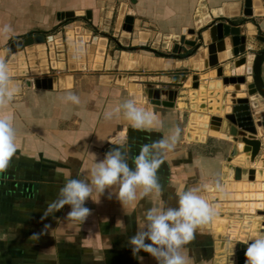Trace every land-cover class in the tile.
Instances as JSON below:
<instances>
[{
	"label": "crops",
	"instance_id": "crops-1",
	"mask_svg": "<svg viewBox=\"0 0 264 264\" xmlns=\"http://www.w3.org/2000/svg\"><path fill=\"white\" fill-rule=\"evenodd\" d=\"M243 2L0 0V27L9 24L13 29L7 36L0 35V47L20 36L50 30L58 24L61 12L88 13L87 18L86 14L77 17L81 27L64 29L63 43L55 45L59 69L46 75L34 69L29 76L13 77L20 84L21 93L0 109V116L14 117L17 147L9 168L0 173V264H158L143 251L138 253L142 261L134 257L129 244V239L146 223L145 212L152 207H176L175 193L196 185L204 188L201 194L209 201L207 187L214 186L217 180L221 184L231 183L223 194L216 193L222 217H215L209 225L198 229L194 239L184 245L183 254L190 258L189 264H236V244L264 235L259 233L258 225L246 226L248 216L237 214L236 206H247L251 193L247 183L233 180L229 169L255 168L253 181L263 182L262 153L249 164H239L238 158L227 162L232 143L208 135L212 120L219 121L221 132H228L230 123L225 116L231 113L233 103L229 98L224 101L225 94L235 93L237 100L246 98L252 116L264 110V99L253 89L250 76H246L243 85L221 84L218 88L222 78L234 76L235 60L245 57L251 62L264 48V0H260L256 14L245 20L242 38L229 35L217 39L215 30L209 28L203 32L208 40L203 39V54L165 57L163 62L169 65L166 71L129 70V66H138L136 62L124 58L121 64L109 54L98 56L88 43L89 36L97 32L116 36L122 45L131 42L167 54L183 30L194 34L215 20L239 21L243 17ZM125 16L133 20L131 34L122 30ZM79 37L85 52L76 59L77 70L69 71L65 68V54L73 52ZM260 71L264 83V60ZM131 82L151 83L154 90L160 83L180 86L173 106L165 107L153 104L152 94L140 97L136 91L130 92ZM68 92L80 97L79 105L62 100ZM130 98L136 100L137 106L159 116L160 131L133 129L123 110L111 119L106 118L107 112ZM156 98L162 99L160 95ZM177 127L181 130L180 138L158 171L163 185L161 196L150 194L134 207L124 209L113 190L107 189L100 203L86 201L91 215L83 224L66 217L69 206L42 219L48 203L57 198L63 187L65 175L86 178L96 159L102 160L110 147L119 146L122 135L127 137L122 141V150L134 156L140 145L149 142L148 138L167 136ZM113 140L117 145L109 143ZM241 148L242 144L240 151ZM128 162L131 166V159ZM109 192H113L111 199ZM118 220L123 227L116 226ZM252 222L261 221L255 215ZM231 244H235L234 248Z\"/></svg>",
	"mask_w": 264,
	"mask_h": 264
},
{
	"label": "clouds",
	"instance_id": "clouds-1",
	"mask_svg": "<svg viewBox=\"0 0 264 264\" xmlns=\"http://www.w3.org/2000/svg\"><path fill=\"white\" fill-rule=\"evenodd\" d=\"M12 31L9 24L0 27V35L7 36ZM84 52L83 43L78 44L73 50V59H79ZM20 93V84L13 79L7 60L0 54V109L12 103ZM62 100L65 103L80 104V97L71 92L62 97ZM122 110L124 118L135 130L151 132L162 128L159 116L152 110L137 106L134 98L107 112L106 118L111 119ZM13 119L12 114L0 116V173L7 171L17 152ZM180 132L177 127L167 136L148 138L149 142L140 145L138 154L134 156L122 150V141L127 139L126 135H122L119 146L110 147L102 160L96 159L86 178L76 179L65 175L63 187L59 189L57 198L48 203L42 219L69 206L66 217L83 224L91 215V209L85 206L86 201L92 199L95 203H100V197L107 189L113 190L124 209L134 207L138 200L150 194L161 196L163 185L158 171L165 163L167 153L175 149ZM109 143L117 145L115 140ZM129 159L132 161L131 166ZM214 188L221 194L225 192V187L219 180L215 182ZM203 191L204 188L200 185L178 190L175 193L176 207L148 209L145 212L146 223L129 239L133 256L142 261L143 257L138 256V253L143 251L155 258L158 264H189L190 258L183 254L184 245L191 242L196 231L209 225L217 215L215 206L201 194ZM113 192H109V199ZM116 226L123 227V222L118 220ZM249 240L245 241L248 245L245 252L246 264H264V235L252 236ZM234 246L235 244H231L232 248Z\"/></svg>",
	"mask_w": 264,
	"mask_h": 264
},
{
	"label": "water",
	"instance_id": "water-1",
	"mask_svg": "<svg viewBox=\"0 0 264 264\" xmlns=\"http://www.w3.org/2000/svg\"><path fill=\"white\" fill-rule=\"evenodd\" d=\"M260 0H244L243 2V17L234 22L232 20L213 21L204 28L199 29L194 34H186L183 30L178 40L173 44L169 53L160 52L145 45H133L131 42L122 45L116 40V36H112L104 33H97L88 30L87 33H92L89 36L88 43L94 46V52L98 56L105 57L110 55L114 61L122 64L124 58L132 60L138 65L129 66V70L133 71H166L169 69V65L163 62L165 57L179 58L183 56H191L198 53L203 54V45L206 44V34H203L209 28L215 30L216 38L221 39L225 36L234 35L235 37H243L245 34L244 22L249 16L256 14V8H259ZM88 17V13L84 11L77 12H61L58 15V24L46 32H33L26 36H20L11 40L5 46L0 47V54H3L9 65V71L12 77L15 76H29L30 71L37 69L40 74H50L52 71L59 69V57L55 50V45L61 44L64 41L63 30L74 29L81 27V20L77 17ZM122 30L131 34L133 31V20L130 16H125L122 25ZM212 30H209V32ZM84 32V28L81 31ZM205 38L204 43L203 39ZM79 44L81 38H77ZM131 40V39H130ZM196 40L198 42H196ZM195 41V43H194ZM193 44H192V43ZM111 45V46H110ZM190 45V47L188 46ZM127 53V54H124ZM65 68L69 71L77 70L76 59H73V52H67L65 54ZM264 60V48L259 50L251 62H247L245 57H241L234 62L235 74L231 77H224L220 81L221 84H244L246 82V76L251 77V85L255 92L264 99V83L261 79V64ZM123 66H120L122 68ZM64 68V69H65ZM63 69V68H61ZM105 81L103 83H109ZM29 83V82H28ZM179 83H160L155 90L153 85L148 82H131L128 84L130 92L136 91L140 97L142 94H151L154 96L151 98V102L156 105H162L165 107H172L173 101L177 95ZM154 90V91H153ZM245 91V90H244ZM161 96V100L156 98ZM226 98L231 99L233 105L231 106V113L226 115L228 124V132H221L219 121L212 120L209 124L208 135L212 137H218L223 140L232 143L231 150L229 151L227 162H231L233 159L238 158L241 162L239 164L252 163L255 158L261 155L260 165L264 162V110L255 112L253 116L249 111V106L245 103L246 98L240 100L236 99L235 93L225 94ZM239 102V103H238ZM256 105V104H254ZM254 120L256 121L254 123ZM257 135V136H256ZM242 144L241 151L239 145ZM248 151L249 154H248ZM245 155V156H244ZM230 170L233 172V180L236 182L241 181L245 184L250 191V203L240 205L237 214H244L248 216V220L245 222L246 226L258 225V231L260 234H264V181H253L256 169L255 168H243L240 166H230ZM262 173V172H259ZM227 188L231 186L230 182L222 183ZM208 198L211 204L216 208L217 215L215 217H222V214L218 213L217 206V191L214 186H208ZM231 209V208H228ZM231 211V210H230ZM257 216L260 218L259 223L252 222V217ZM239 220V219H238ZM240 224V222H238ZM251 243V240H249ZM247 244L239 242L236 244L235 258L236 264H246L245 252Z\"/></svg>",
	"mask_w": 264,
	"mask_h": 264
},
{
	"label": "bare ground",
	"instance_id": "bare-ground-1",
	"mask_svg": "<svg viewBox=\"0 0 264 264\" xmlns=\"http://www.w3.org/2000/svg\"><path fill=\"white\" fill-rule=\"evenodd\" d=\"M250 81V80H249ZM250 83V82H249ZM242 148H243V146H242ZM239 162H241L240 160H239Z\"/></svg>",
	"mask_w": 264,
	"mask_h": 264
}]
</instances>
